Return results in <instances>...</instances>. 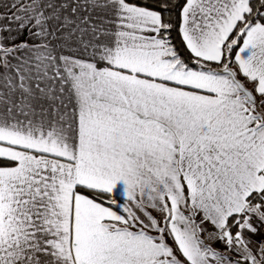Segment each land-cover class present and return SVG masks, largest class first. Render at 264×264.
I'll use <instances>...</instances> for the list:
<instances>
[{
    "label": "snow or ice",
    "instance_id": "6c2138e0",
    "mask_svg": "<svg viewBox=\"0 0 264 264\" xmlns=\"http://www.w3.org/2000/svg\"><path fill=\"white\" fill-rule=\"evenodd\" d=\"M0 264H264V0H0Z\"/></svg>",
    "mask_w": 264,
    "mask_h": 264
}]
</instances>
